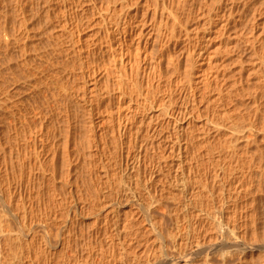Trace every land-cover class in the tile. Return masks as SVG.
<instances>
[{"label": "rangeland", "instance_id": "1", "mask_svg": "<svg viewBox=\"0 0 264 264\" xmlns=\"http://www.w3.org/2000/svg\"><path fill=\"white\" fill-rule=\"evenodd\" d=\"M50 1L47 3L46 0H30L31 4L26 7V13L21 14L15 7V0H0V35L2 34V40L6 38V31H9L14 39L18 36L13 41L11 46L13 48L9 50L10 52L7 51L6 45H0V63L2 62L0 72H5L7 76L6 72L10 70L25 71L23 60L26 57L32 64L35 63L34 66L41 62L40 66L45 70L49 65L47 74L53 75L52 72L55 71L53 76L58 75L57 77L61 78L67 93L71 95L68 96L69 106L60 104L57 116L54 115L55 118L52 117L53 112H50L52 111L51 106L55 108L54 103L49 105L50 107L46 104L43 105V99L41 100L38 96V92L36 93L23 82V84L17 83L22 93L15 99L25 101L27 107H30V111L37 108L35 110L38 112L35 111V113L32 110L31 116H28V119L32 117L29 120L35 119L32 126L35 125L34 123L38 127L40 124L47 125L52 117V122L50 121L52 125L50 122L48 124L56 129L58 141L53 149L49 147L47 148L49 150L46 149V154L43 153L42 158L45 160L43 167L34 166L33 162H31L33 166L30 165L29 157L32 156V146L27 148L29 154L26 151L22 152V157L27 156L23 161L26 164L24 169L18 166L17 155H12L16 166H14L15 170L8 169L10 176L5 174V161L8 165L11 161L10 150L5 144V140H7L11 116L7 111L9 109L5 108L1 130L4 139L3 147L6 150L0 153L4 170L0 175V264H123L125 262L127 264L130 262V264H136V262L137 264H147L148 261V264H160L161 261L168 263L170 259L172 264H179L182 259L187 260L188 264L192 260L198 259L199 256L210 257L212 264H251L248 249L251 233L249 217H247L250 209L247 185H245V189L242 187V190L245 191L239 194L238 181L235 179L238 174H224L221 164L226 165L230 162L233 167L235 165L233 156L236 155V158L240 156L239 159L244 156V160L249 157L246 139L236 140L231 133L236 125L242 126L240 124L243 121V125L245 124V119L241 116L242 113L247 115L252 110L253 105L252 102L250 103L249 95L253 91V87H256L257 79L251 76L247 80L245 77L250 76L248 66L253 62L255 68H260L258 65L259 54L254 56L255 53L248 51L241 55L242 50L237 47H242V44L238 45L231 40H225L222 47L219 42L223 40H219L221 38L217 32L218 28L215 27L216 24L212 26L214 32L211 35L212 39L207 43L210 49L207 54L210 57L209 62L202 59L196 67H191L189 58L187 57V60L182 55L186 44L188 46V40L183 37L163 43L159 38V33L167 28L165 23L159 24L158 19H155L154 11L158 0H127L126 2H130L129 9L124 8V10L122 8L125 4L123 0ZM217 2L218 0H196L195 8L186 10L188 11L187 16L190 17L186 16L188 20L185 17L184 23L182 21V30H187L190 36L198 34L197 32L208 33L207 10ZM63 5L68 8H64ZM188 7L189 4H187ZM252 8L247 9L246 20L250 18L249 13ZM254 9L257 22H255L254 31L257 38H262L264 35V0H257ZM48 12L54 19L48 18ZM111 13L115 18L128 13L130 17L133 16L131 18H135L134 20L146 21L142 27L140 26V29L145 35L142 40L145 39L144 41L149 43L145 52L147 54L144 55L143 51L140 54L135 47L131 49L130 53L126 47L123 53L125 58L129 57L131 61H135L133 62L135 64H137L136 57H139V54L144 55L142 60H145L147 56L146 61L151 63L154 68L148 79L142 72L139 75L136 74L135 64L131 65L133 67L129 65L125 71L126 74H121L119 67L110 60V53L106 52L107 44H109L106 18ZM59 17H62L61 21L64 17L67 19L65 26H63L64 23L60 26L52 23L51 20L56 21ZM244 26V32L247 34L250 32V24L245 23ZM167 27L169 28V26ZM148 33L151 34L149 38ZM137 41V39L134 40V42ZM95 44L100 48L97 52H102L95 57H90L89 62L85 65H81L79 59L75 58L74 61L67 64L69 69L71 68V74L69 72L67 74L70 75L64 74L67 67H65L66 55H64L65 53L60 55L57 49L61 50V47L64 48L63 45H68L75 49L73 55H77L76 52L80 49L85 52L89 45H92L93 48ZM116 46L119 49L120 45ZM225 46L229 48H225ZM258 49L261 51L260 47ZM259 50L258 52H260ZM11 53L12 60L8 58ZM45 57L46 59L49 57V60L42 59ZM9 60L13 62L10 63ZM250 60L252 61L249 62ZM55 63L57 67L50 66ZM39 64L36 66L40 67ZM8 65H11V68ZM57 68L61 69L60 72ZM49 70L52 71L49 72ZM240 75L242 76L239 77ZM136 78H138L137 83L135 82ZM208 78L212 79L210 85ZM239 78L240 83L237 85L236 82H239L237 81ZM243 82L246 87L240 86ZM8 83L6 82L5 86L8 87L10 85ZM236 88L241 91L238 89L237 91ZM53 89L58 90V88ZM108 89L110 90L109 98L99 100L105 96ZM186 90L187 92L190 90L191 93L195 91V101L190 97L185 98ZM119 91L124 93L122 101L118 100L121 97ZM244 93L248 97L247 95L245 97ZM61 94L64 92L62 91ZM73 94H76L77 97H73ZM241 95L242 98L239 99ZM38 97L41 104L38 102L37 104H39L38 107L43 105L42 109L34 104ZM82 99L92 100L93 106L99 111L89 115ZM244 99L247 103L244 102ZM152 100H155L153 106L150 103ZM240 104L245 107L239 108ZM106 105L108 110H114V112L111 114L105 112ZM182 105L187 107V111L183 115H179V124H168L167 121L171 117L166 112L178 109ZM64 107L69 110L70 114L69 126L72 133L69 136V142L66 139L68 125L66 117H63L66 113ZM247 109L248 111L245 112ZM37 113L47 116L45 115L43 118L38 115L37 117ZM34 114L36 117L33 116ZM48 114L52 115L48 117ZM60 114L61 116H59ZM159 114H162L159 120L164 122L162 131L154 138L145 136L143 133L145 121V125H147L151 116L154 115L153 118H156ZM118 115L124 117L123 120L128 125L133 124L134 126L132 133L126 137H121L118 132L120 126V120H117ZM246 115L244 117L248 116ZM109 116H112L111 120L108 119ZM238 116H241L240 119ZM235 117L237 118L234 119ZM231 125L232 127H230ZM102 130H106V132L102 133ZM178 131L184 135H180ZM40 142L42 141H38L37 148L45 145L44 142ZM237 146L239 151H237ZM141 149L143 155L145 154V161L141 166L135 168L132 175L135 177H131L132 180H130L131 178L127 177L124 171L126 166L123 164V160L128 157L130 162H134L135 158H130V156L136 155ZM240 150L244 151H241L243 155ZM55 152H57V159L52 166ZM182 170H184V176L179 178ZM7 177L15 180L8 187L10 193L15 197L13 201L10 200L9 194L6 192L7 184L3 179ZM196 177L203 183H199L200 180L198 181ZM21 178L24 180L22 181ZM28 178L31 179L30 184ZM193 178L195 180H192ZM18 182L23 183L21 188L16 187ZM227 183H230V189L235 187L239 192V195L235 194L238 197L237 208L234 206L235 202H230L233 201L232 198H225L223 210L225 213L226 210L229 212L232 209L230 213H225L226 221L232 223V219L236 220L235 225L237 224V229L240 228V230L236 231L238 235L233 238H237L247 245L244 244L243 248H247L242 251L239 248L236 249L235 246H230L232 243L229 242L231 240H226V237H229L227 234H222L223 240L216 241L217 237L213 235L210 221L204 218H207L208 212L213 213L215 218L219 215L217 207L209 206L213 205L211 204L213 195L209 192L207 184H210L214 197H218L219 194L223 195L222 192L224 193ZM203 186L204 188H202ZM194 187L200 188L193 189ZM191 189L194 193L191 192ZM197 192L206 197L203 198L196 194ZM210 194L211 197H207ZM199 201L201 202L200 207H196ZM203 202L204 205H202ZM194 203H196L195 206H193ZM227 207L230 209H226ZM64 220H67L66 228L63 227ZM108 223H110L109 226ZM114 228L116 229L114 230ZM101 229L103 230L101 231ZM178 229L180 232L177 231ZM200 230H202L200 235L204 236L206 240V246L201 253H197L195 249L189 247L184 232L187 231V236L190 232L191 235L196 236ZM207 230L208 232L212 230V232L208 233ZM223 230L225 231V229ZM100 231L101 234H99ZM240 236L242 237L240 238ZM180 239L185 242L182 243ZM208 241H215L218 245L215 242L208 243ZM222 248L223 251H221ZM212 251L215 258L211 256ZM240 251L242 254H239ZM224 252L227 253V256L229 253L226 260L227 256H224ZM113 258L117 259L113 261L115 263L110 261Z\"/></svg>", "mask_w": 264, "mask_h": 264}, {"label": "bare ground", "instance_id": "2", "mask_svg": "<svg viewBox=\"0 0 264 264\" xmlns=\"http://www.w3.org/2000/svg\"><path fill=\"white\" fill-rule=\"evenodd\" d=\"M15 1H16L15 7L19 10V12H21V14H25L26 13L25 12L26 7H28L31 4L30 0H15ZM74 1L77 2V0H74ZM126 1L127 0H123V2H125V4H123V6H122L123 10H124V8L125 9H129L130 2L128 3ZM259 1H261V0H259ZM46 2L50 3L51 1L50 0H46ZM256 2H257V0H218L217 4H215L214 6H212V8L207 10L208 14L206 13L208 15V17H206V19H207L206 23L208 25V31L209 32L208 33H199V32H197L198 34H195L193 36H190V34L187 33L186 29H185L186 31H184V29L182 30L181 26L184 23V21H183L184 18L187 16L186 13L188 11H186V10H188V9L192 10L193 8H195L196 0H158V3L156 5L157 7H156V9L154 11V15H155V19L156 18L158 19L159 24L165 23L164 25L167 28V29H165V30H163V31H161L159 33V38L161 39V41L163 43L164 42L165 43H169V42H171L172 39H182L183 37H184V39L189 41L188 42V46L186 44L184 54H182L183 52L181 54L184 55L183 57H185L186 59H187V57L189 58V64H190L191 67H196V65L202 59H204L203 61H205V62H209L210 57L207 54H208V51H210V49L208 48L207 43L209 42V40L212 39L211 35L214 33L213 30H212V26H214L216 24H217V26H215V27L218 28L217 32H218V34H219V36L221 38L219 40H223L222 42H219L220 45H222V47L224 46L223 43H224L225 40H231L232 42L235 41V43L238 44V45L240 43L242 44V47H237V49L241 48V50H242L241 55H242V53L249 51V52L255 53V54L252 53L254 56L257 55V54H259V56H260L259 59H258L259 60V62H258L259 64L258 65H259L260 68H255L256 66L254 65V62L252 64L249 63V62L252 61V60H250L248 62L251 65V66L250 65L248 66V72H250L249 73L250 76L248 75V77H245V78H247V80L251 76H253L254 78L257 79L256 87L252 84L254 86V87L252 86L254 89H253V91L251 90L252 92L250 93V95H249V93L246 92L249 95V99L251 100L250 103L252 102V105H253V107L251 105L252 110H250L248 112V114H247L248 116L245 114L248 118L244 117L245 115L243 113H242V115L240 114L245 119V124L243 125L244 121L242 122V121L238 120V121H240V123L242 122V124H240L242 126L236 125L235 129H233L234 130L233 133H231L232 137L235 138L236 140L237 139L240 140L241 138L246 139L245 143H246V145L248 146V149H249V157L247 158V160H244V156H243V158L241 157V159H239L240 156H239V158H236L237 156L234 154L235 156H233V157L235 159V165L233 167H231V163L230 162L228 164L226 163V165L225 164H221V166L223 167L222 171H223L224 174H226V173H229L230 175L232 173H233V175L234 174H238V176L235 179L238 181V187L240 189L239 190L240 193L237 191V188H235V187L230 189L229 188L230 187V183H227L226 184L227 186H225V188H224V190H225L224 193L222 192L223 195L219 194L220 197H219V195H218V197H214V193H213L212 188L210 187V184H207V188L209 189V192L213 195L212 198H211V200H212L211 204H213V205H209V206H213V208L217 207L216 210L219 213V215H218L219 218H218V216L215 218L213 216V213L210 214V212H208V211L207 212L209 214L207 215V218L206 217H204V218L208 219L210 221V222L209 221L208 222L212 226L211 229L213 230L214 237H217V238H215L216 241L223 240L224 237H223L222 234H227V236H229V237L225 236L226 240L227 241L231 240L229 242L233 244V245L231 244L230 246H233V247L235 246V247H237L236 249L239 248V249H241V251L244 250L245 248H247V247L243 248L246 245L245 243H243L242 241H239L237 238H233V236L236 237L238 235V234H236L237 233L236 231L238 230L237 229L238 225L237 224H236L237 226L235 225L236 220H234L232 218H231L233 220L232 223L227 222L226 221V215H225L227 210H226L225 213H224V210H223V207H224L223 205L225 204V201H224L225 198L226 199L232 198L233 201L231 200L230 202H235L234 206H236L237 205L236 201L238 200V197H236L235 194H238V193L241 194L242 192H244L245 190H242V187H243V189H245L244 187H246L245 185H247L246 191L248 192V196H249L248 200H250V209L248 211L249 215L247 214L248 215L247 217H249V226H250L249 230H250V233H251V236H250L251 240L249 239L250 240L249 241L250 245L248 247L249 253H250V256H251V260L250 261H251V264H264V72H263L264 71V35H263L262 38H257V35L255 34V31H254V25H255V22H256V16H255L256 14H255V11L253 12V9L256 6ZM187 4H189L190 8L189 7L187 8ZM63 7L64 8H68V6H66V5H63ZM130 7H132V6H130ZM250 7L251 8L253 7L251 13H249L250 18L248 20H246L247 19V14H248V10L247 9H251ZM74 8H75V6H74ZM204 8H205V6H204ZM200 10H202L201 7H200ZM254 10H257V9H254ZM135 13H137V12L135 11ZM257 13H258V11H257ZM108 14H109V12H108ZM64 16H65V14H64ZM131 17H133V16H131ZM131 17L129 16L128 13H126L124 15H120L119 17L115 18L114 16H112V13H111L110 16L108 15L107 18H106L107 19V34H108V42H109V44H107L108 45L107 46L108 50L106 49V52L109 51V53H110L109 56L111 58V59L110 58L109 59L111 61H113V63L116 66L119 67V69L121 71L120 72L121 74H124V73L126 74L125 71L129 67V65H130V67H133L131 65L135 64V63H133V62H135L134 60L131 61V59L129 57L128 58L124 57V53L123 52H124L125 48L127 47V50H129V52L128 51L127 52L130 53L131 49L133 47H135L136 50L139 51V53L140 52L142 53V51H143L144 55H146L147 54V53L145 54L146 48L148 47V44H149L148 41H144L145 39L142 40V37H143L144 33H142V30L140 29L146 23V21L145 20L144 21H138L136 19L138 21L137 22L136 20H134L135 18L133 19ZM187 17L185 19H187ZM48 18H53L51 13H49V12H48ZM61 19H62V17H59L58 20H56V21L51 20V21H52L53 24H56V26H60V24H63V23H64L63 26H65L67 24V19L65 17H64L63 21H61ZM182 21H183V23H182ZM245 23L248 24V25L250 24V32H248L247 34L244 32ZM170 24H171V26H170ZM167 26H169V28ZM160 28H161V25H160ZM247 30H248V28H247ZM1 35H0V45H4V46L6 45L7 51H9L11 48H13V47H11L12 44H13V41L15 39H17L18 36L15 37V39H14L11 36L10 32L6 31V38L4 40H2ZM149 37H151V34H149L148 38ZM72 38H73V35H72ZM135 39H137L138 41L134 42ZM2 42H3V44H2ZM229 44H230V42H229ZM116 45H120L119 49H118V47ZM63 46H64V48L61 47V50L60 49H57V50L59 51L60 55L64 54V53H65L64 55H66V65H65V63H64V65H65V67L66 66L67 67H66V70H65L64 74L65 73L67 74L68 72L69 73L71 72L70 71L71 68L69 69V65H67V64H69L70 61H72V60L74 61L75 58L79 59L81 65H85V64H87L89 62L88 59L90 57H95V55H97L98 53L102 52V51L97 52L100 48L98 47L97 44H95L93 48H92V45H89L85 52H83L82 49H80L79 51L76 52L77 55H73L75 49L71 48L68 45H63ZM259 47H260L261 51L258 49ZM225 48H229V47L225 46ZM2 49H3V47H2ZM258 50L260 52H258ZM260 53H261V55H260ZM140 54H139V57H136L137 58V62H136L137 64H135L136 65L135 67L137 69L136 70V74L139 75L142 72L144 75H146V78L148 79L150 77V75H151L152 69H154V68H153L151 63L146 61L147 60L146 59L147 56H146L145 60H142L144 55L142 56ZM182 55H180V56H182ZM12 56L13 55L11 53V56L8 57V58L10 59ZM41 56L39 58L40 60H41ZM73 56H75V57H73ZM42 57H44V56H42ZM50 58H51V56H50ZM132 58H134V57H132ZM185 58H183V59L185 60ZM12 59L13 58H11V60ZM42 59H45V60L48 59L49 60V57L47 59H46V57L42 58ZM9 62H10V60H9ZM12 62H10V63H12ZM241 62L242 61H240V63ZM23 63H24L23 67L25 69V71L23 70V72H14V71H11V70H10L11 72L7 71L6 74H8L7 76H9V77H7L5 75V72H2V71L0 72V153L4 152L6 150V148L3 147V144H4L3 140L4 139L2 137V130H1L2 129L1 128V125H2L1 122H2V119L4 118V114L6 112L5 108L9 109L7 111H8L9 116H11V119H10L11 121L9 120L10 121L9 122L10 127H8V131H7V133H8L7 134V140H5V144L9 147L8 149L10 150L9 152H10V155H11V161H10L9 165L5 161V164H6L5 174L7 176L8 175L10 176V174L8 173V169L15 170L14 166H16V164L14 165L15 161L12 159V155H14V154L17 155L18 166L24 169L26 167V164L23 161L27 158V156L22 157V152L26 151L29 154V151L27 150V148L28 147L31 148V146L33 147L32 148L33 151H32V154H31L32 156L29 157L30 165L33 166L31 164V162H33L34 166L43 167L45 165V162H44L45 160H43V158H42L43 153L46 154L45 152L47 150H49V149H47L49 147H52V149H53L56 146V141H58V135L56 134V129L53 126H51L52 125V123H51L52 121L51 120L53 119L52 117L55 114H56L55 116H57L58 110L60 109V104H63V106H65V104L67 106H69V104H70V99H69L68 96H71V95L67 93L65 85L63 84L61 78L57 77L58 75L56 77L53 76L54 72H55L54 70H53L54 72H52L53 75L47 74V72H48L47 68H48L49 65L48 66L46 65L47 68L45 66V68H46V70H45V69L41 68V66H40L41 62H40V64L39 63L36 64L37 66H38V64L40 66V67H37L36 65L34 66L35 63L32 64L30 59L26 58V57L23 60ZM0 64L2 65V62ZM7 64H8V62H7ZM7 64H6V66H7ZM45 64H43V65H45ZM50 64H52V63H50ZM244 64H245V61H244ZM43 65H42V67H43ZM50 66H54L55 67L56 63H55V65H50ZM2 67L4 68V66H2ZM9 67L11 68V65ZM9 67H6V68L10 69ZM59 67H60V65H59ZM242 68H243V66H242ZM57 70H58V68H57ZM60 70L61 69H59L58 71L60 72ZM243 70L246 72V70L244 68H243ZM50 71H52V70H49V72ZM70 74H67V75H70ZM242 75H240L239 77H241ZM244 76H247V75H244ZM244 79H243V81H244ZM210 80H212V79L208 78V84L212 83V81L210 82ZM237 81H239V82H236V84L239 85L238 83H240V78H239V80L237 79ZM6 82L10 83V85L8 83V85H9L8 87H7V85L5 86ZM19 82L20 83L23 82L24 85L30 87L36 93L38 92L37 93V94H39L38 96H40L41 100L43 99L42 100L43 105L46 104V105H48V107H50L49 105H51L52 103L55 104V105L53 104L55 106V108H53L52 106L50 107V109L52 108V111H50V112L51 113L53 112V115L50 114V115H52V117H51V120L48 121V123L51 121L50 122L51 125L47 123V125L49 127L47 125H45V124H40L39 127H38L36 125V123H34V124L37 127L35 125H33L34 127L32 126V123H33V121L35 119L33 121L29 120L32 117L31 118L29 117V119H28V116H31L30 113L32 114L33 111L34 112L35 111L38 112V111L35 110L37 108H34L36 105L33 107L34 110L31 109V111H30V107H27V103H25V101H22V99H20V100L15 99L16 97H18L20 95V93H22L21 92V88H18V85H17V83L20 84ZM135 82L136 83L138 82V78H136ZM253 83H254V81H253ZM243 85H244V82L240 86H243ZM247 85H249V84H247ZM243 87H246V84ZM53 88H58V90L57 89H53ZM238 88H236V90ZM189 89L191 90V87ZM246 89H244V91ZM52 90H54V91H52ZM190 90L188 92L186 90L184 92V96H185V98H187V97L193 98L194 101H195V98H194L195 97V94H194L195 91L191 93ZM238 90H240V89H238ZM62 91L64 92V94H61ZM229 92H228V95H229ZM123 94L124 93H122V91H121L120 94H119L121 97L118 98L119 101L123 100ZM239 94H240V92H239ZM247 94H245V97H246ZM248 95H247V97H248ZM72 96L75 97L76 94H73ZM109 96H110V90L108 89L106 91V93H105V96H102L99 100H104L105 98H109ZM40 98L38 97V99H37L38 101L36 100V103H34V104H37V102L39 104H41L40 103L41 101L39 100ZM240 98H242V95L239 97V99ZM246 99H248V98H246ZM241 100H243V99H241ZM82 102L86 106V109H88L87 111L89 112V115L90 114L93 115L95 112L99 111V109H97V108H95L93 106L92 100H90V99H82ZM244 102H246L245 99H244ZM150 103L153 106L154 103H155V100H152ZM240 103H242V102H240ZM39 104H37L36 107H38ZM8 105H9V107H8ZM242 105L239 106V108L243 107ZM30 106H33V105H30ZM108 106H109V104H108ZM41 107H38V108H41ZM244 107H245V105H244ZM64 108L66 109V110H64V111H66V113H65V115H63V113H61V114L63 115V117L65 116L66 119H67V125H68L67 127H68V129L66 130V136H67L66 139H67V142H69V136H71L70 134L72 133L71 130H70V126H69L70 114H69V110H67L66 107H64ZM239 108H237V109H239ZM45 109H47V108H45ZM163 109L166 110V108H163ZM235 109H236V107H235ZM243 110H241V111L243 112ZM43 111H44V109H43ZM186 111H187V107H185L183 105L181 107H179L178 109H175V110L171 109V110L167 111L166 114L171 117V119L168 120L167 123L171 124V125H178L179 122H180L179 115H183ZM241 111H240V113H241ZM246 111H248V109L245 110V112ZM105 112H108V113L111 114V113L114 112V110L113 111L108 110V107L106 105ZM237 113L239 114L238 110H237ZM61 114L59 116H61ZM162 114H164V113L162 112ZM162 114H159L158 116H156V118L155 117L153 118L154 115L151 116L150 120L147 123V125H145L146 124V121H145V123L143 125V133H144L145 136L154 138L162 131L161 129L164 126V122L159 120V117H162ZM38 115H41L42 117L43 116L45 117L46 114L42 115V114L37 113L36 116L38 117ZM50 115L48 114V117H50ZM33 116H35V114ZM236 116H237V114H236ZM241 116H238L239 117L238 119H240ZM236 118L237 117H235L234 119H236ZM246 118H247V120H246ZM108 119L111 120L112 116H109ZM123 119H125V118L118 115L117 120H120V126H119V129H118V132L121 135V137H126L128 134L132 133V131L134 129V126H133V124L128 125ZM45 120H48V119H45ZM42 121H43V119H42ZM237 122H235V123H237ZM91 127H93V126H91ZM227 127H229V126H227ZM230 127H232V125ZM104 132H106V130H104V131L102 130V133H104ZM178 133H180V135H184V133H182V132L178 131ZM28 137H29V139H28ZM30 139H31V141H29ZM38 141L44 142L45 145H43V147L37 148L38 147L37 146ZM42 142H40V143H42ZM41 146H42V144H41ZM237 151H239V147L237 148ZM241 151H243V150H240V153H242ZM242 155H243V153H242ZM247 155H248V152H247ZM127 158H126V160H123V164L126 166V170L124 169V171L126 172V176L130 177V178L131 177H135V176H132L133 173H134L133 171L135 170L136 167L141 166L142 163L145 161V154L143 155V150L141 149V150H139L137 152L136 155L130 156V158H135L134 162H130ZM56 159H57V152H55V154L53 155L52 166L54 165V162H55ZM2 166H3V162H2V158H1V160H0V175H2L3 172H4ZM183 176H184V170H182L181 176L179 178H182ZM3 180H5L6 184H7L6 192L9 194L10 200L13 201L15 199V197L10 193L11 191L8 189V187H9L10 183L12 181H15V180L14 179L11 180L9 177H7L6 179H3ZM21 180L23 181L24 178H21ZM130 180H132V178ZM192 180H195V179L193 178ZM199 180L200 179H198V181ZM30 182H31V179L28 178V183L30 184ZM196 182H197V180H196ZM222 182H224V179H222ZM199 183H203L202 180H200ZM224 185H225V183H224ZM22 186H23L22 182L16 183V187L21 188ZM198 188H200V187H194L193 189H198ZM202 188H204V186ZM193 189H191L192 190L191 192L194 193ZM198 193L199 192H197L196 194H198ZM211 194L209 196H207V197H211ZM198 195H201V194H198ZM196 196H194V197H196ZM201 196H203V198H204L205 195L202 194ZM195 199L197 200L198 198H195ZM201 199H202V197H201ZM201 199H200V201H201ZM196 200H194V201L198 202ZM200 201L197 204L194 203L193 206H195V204H196V207L197 206L200 207V203H201ZM207 202H208V199H207ZM206 204H209V203H206ZM202 205H204V202H203ZM248 205H249V203H248ZM186 206H187V204L185 205V207ZM236 208H237V206H236ZM226 209H230V208L227 207ZM230 211L227 212V213H230ZM233 211H236V210H233ZM66 212H68V211H66ZM234 214H235V212H234ZM236 214H237V212H236ZM227 215H229V214H227ZM233 218H235V216H233ZM63 222H64V226L63 227L66 228V226L68 225L66 223L67 220H64ZM109 224L110 223H108V226H109ZM205 224H207V223H205ZM209 224H207V225H209ZM103 225L105 226V224H103ZM207 225H204V226H207ZM151 226H153V225L151 224ZM153 227H152V229H153ZM115 229L116 228H114V230ZM223 229H225V231ZM102 230L103 229H101V231ZM212 230L210 232H212ZM239 230H240V228H239ZM101 231H100L99 234H101ZM177 231H179V229ZM201 231L202 230L198 231L196 236L195 235H191V232L188 233V236H187V231H186V232H184V234L186 233L185 234L186 237L182 236V237H185V239L187 240L186 242L189 243V247L191 246L193 249H195L197 251V253H199V252L201 253V251L203 249H205V246H206L205 245L206 244V240H205L204 236L202 237V235H200ZM207 232H208V230H207ZM210 232H208V233H210ZM243 233H242V235H243V238H244L245 236H244ZM246 233H247V231H246ZM239 234H241V233L239 232ZM194 236H195V238H194ZM187 237H188V239H187ZM241 237L242 236H240V238ZM206 239L208 240L209 238H206ZM183 241H182V243L185 242V241L184 242ZM213 242H215V241H211V242L208 241V243H213ZM216 245H218V244L216 243ZM224 247H226V246H224ZM206 248H208V247H206ZM223 248H222L221 251H223ZM220 249H221V247H220ZM220 249H218V250H220ZM224 250H225V248H224ZM227 251L229 252V250H226V252ZM241 251L239 252V254L241 253ZM216 252H219V251H216ZM226 252H224L225 253L224 256H227ZM230 252H231V250H230ZM113 253H111V254H113ZM123 253H125V252H123ZM211 253H212V255L209 254V253L208 254L215 258L216 256L213 255L214 254L213 251ZM235 253H233V254L235 255ZM245 253H247V252H245ZM245 253H243V254H245ZM115 254L117 255V253H115ZM209 255H207V256H209ZM234 255H232V256H234ZM108 256H110V255H108ZM228 257H229V253H228V256L225 258V260ZM116 258H113L112 260L110 259V261L113 262V261H115ZM223 259H224V257H223ZM122 260H123V258H122ZM194 260L195 261L192 260L191 263H193V264H212L211 263L212 260H211L210 257H204L203 258V257L199 256L198 259H194ZM231 260H232V258H231ZM170 261H171V259H170ZM170 261L168 263L167 262L166 263H162L163 261H161L160 264H172V263H170ZM118 262L120 263L119 260H118ZM133 262H136V261H133ZM113 263H115V262H113ZM125 263H123V264H125ZM148 263H149V261L147 262V264ZM180 263L181 264H187V260L182 259L180 261ZM191 263H188V264H191ZM136 264H137V262H136Z\"/></svg>", "mask_w": 264, "mask_h": 264}]
</instances>
